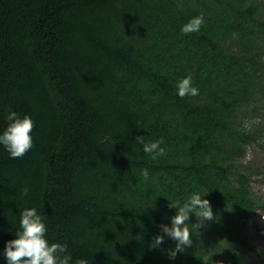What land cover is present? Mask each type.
<instances>
[{"label":"trees","instance_id":"1","mask_svg":"<svg viewBox=\"0 0 264 264\" xmlns=\"http://www.w3.org/2000/svg\"><path fill=\"white\" fill-rule=\"evenodd\" d=\"M262 40L260 0H0V134L10 112L34 123L23 157L0 145V264L26 208L70 264H241L256 250L243 230L256 203L230 149L262 135ZM188 75L199 94L180 98ZM241 114L254 120L246 133ZM140 136L166 155L151 159ZM193 193L214 221L197 229L190 213L192 246L174 259L167 236L150 249L169 203Z\"/></svg>","mask_w":264,"mask_h":264},{"label":"clouds","instance_id":"2","mask_svg":"<svg viewBox=\"0 0 264 264\" xmlns=\"http://www.w3.org/2000/svg\"><path fill=\"white\" fill-rule=\"evenodd\" d=\"M204 23L202 15L193 17L182 25L181 32L183 34L198 33ZM198 94L199 90L193 86L191 75L182 78L178 82L177 95L180 98L194 97ZM236 117L235 124H239L240 130L246 133L248 128L242 127L244 119H240L238 115ZM6 119L10 123H8L3 133L0 134V145L10 154V158H21L33 147L31 136L34 127L33 120L27 115L20 118L15 112H10ZM230 124L234 125V120H230ZM137 142L142 145L143 152L153 160L166 155V149L161 147L164 143L162 139L145 142L144 137L140 136L137 137ZM250 144L244 146L243 144H238L237 150H234L235 152L230 149L233 153L235 164H242L238 160L242 154L240 149L245 150ZM142 176L144 179L148 178L147 169L142 170ZM251 181L252 178L250 179V185ZM23 191L24 194H27L28 189L25 188ZM201 197L199 193H193L182 204L179 201L170 202L168 207L176 209V214L170 218L171 226L161 224L159 227L163 235L155 236L149 248H156L163 244L165 236L176 242L175 249L168 252L170 259H174L177 253H183L186 248L191 247L193 241L189 228L190 224L188 223L189 214L195 215L196 223L191 225L197 229L205 226L209 221H214L210 202L207 199H201ZM20 228L21 231L17 233L16 238L7 241L5 244L3 254L7 264H70L71 256L67 254V246L59 243L49 244V241L45 238L47 228L42 216L38 214L35 208H26L21 211ZM209 261H211V257L205 256L203 258V264H208ZM76 264H87V261L78 260Z\"/></svg>","mask_w":264,"mask_h":264},{"label":"rangeland","instance_id":"3","mask_svg":"<svg viewBox=\"0 0 264 264\" xmlns=\"http://www.w3.org/2000/svg\"><path fill=\"white\" fill-rule=\"evenodd\" d=\"M264 1V0H260ZM260 47L264 51V40L260 42ZM264 64V57H263ZM259 114L263 116L260 125L261 137H258V145L251 143L238 159L242 162L241 170L249 172L252 175L251 188L253 198L256 203L255 219L245 220L243 222V230L250 244L255 246L256 250L247 252L242 256L241 264H264V210L260 209V205L264 202V103L261 105ZM248 115H252L247 111ZM244 119L242 127L249 128L254 122L253 119L247 118L241 114ZM258 116L257 117H262ZM257 120V119H256ZM254 124V123H253ZM262 146V148H260Z\"/></svg>","mask_w":264,"mask_h":264}]
</instances>
